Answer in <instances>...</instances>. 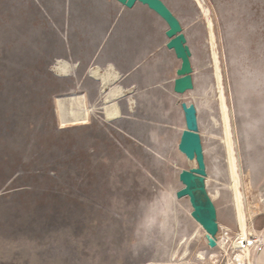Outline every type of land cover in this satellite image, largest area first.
<instances>
[{"label": "rangeland", "instance_id": "1", "mask_svg": "<svg viewBox=\"0 0 264 264\" xmlns=\"http://www.w3.org/2000/svg\"><path fill=\"white\" fill-rule=\"evenodd\" d=\"M162 1L190 50L193 83L175 98L179 122L169 137L137 123L135 102H145L153 82L138 87L122 56L137 17L147 44L141 67L156 56L153 36L164 51L167 26L154 12L102 0L106 19L89 36L65 15L52 19L50 0H0V264H238L227 125L253 212L246 223L260 232L250 264L264 249V0ZM59 60L69 77H54ZM91 70L114 71L116 85L130 87L117 100L118 118H104L111 86L100 90ZM71 94L83 95L86 115L58 113V98ZM181 102L196 108L218 248L207 247L187 199H174L187 167L177 150Z\"/></svg>", "mask_w": 264, "mask_h": 264}, {"label": "crops", "instance_id": "2", "mask_svg": "<svg viewBox=\"0 0 264 264\" xmlns=\"http://www.w3.org/2000/svg\"><path fill=\"white\" fill-rule=\"evenodd\" d=\"M50 3L52 19L58 20L59 17L61 19L62 15H65L67 19L71 20V23H74L79 28L88 30L87 33L89 36L91 35L93 27L96 28L99 23L104 22L106 19L105 15L108 11V8L103 5L102 0H50ZM157 18L161 20L158 16ZM56 28L57 27H55V29ZM127 36L128 42L125 44L122 56L128 66L134 67L133 72L135 75L133 79L137 82L138 87L148 81L153 82V85L148 87L147 93H145L147 94L145 102H135L136 107L134 113L138 117L137 123H139L140 126H146L148 131L156 129V132L161 137L172 136L175 134L176 125L179 122L176 121L179 115L177 106L174 103L178 95L173 92V81L176 78L175 71L179 67L180 62L176 59L173 51L166 48L167 38L164 34V51L158 48L159 43H157V39L153 36V42H151L148 49L151 47L150 49L155 50L156 56L149 66L143 63V67H141V61L144 60V56L147 52V44L145 45L144 43V37L140 36L138 17L136 21V30L127 31ZM167 53L171 54L174 60L168 59L166 56ZM107 65L113 64L110 62L107 63ZM53 70L55 71V78L60 79L70 76L68 74L69 70L67 63L62 60H59L58 63L54 65ZM141 71L144 72L143 77L140 75ZM147 73L148 77L146 76ZM90 74L93 79L99 81L100 90L111 86L104 97L106 104L103 108L104 118H107L106 115H110L112 119L118 118L120 108L117 104V100L125 96V91L130 92V87L120 88L117 86L118 74L111 70L105 73L91 70ZM146 77L148 79H146ZM58 100L59 104L57 109L59 114L72 113L75 115L79 112V115H86L88 112L84 107V97L81 94L65 95L59 97ZM183 129L180 130V134ZM255 233L257 236L260 235V232L254 230V234ZM253 263L264 264V249L253 260Z\"/></svg>", "mask_w": 264, "mask_h": 264}, {"label": "water", "instance_id": "3", "mask_svg": "<svg viewBox=\"0 0 264 264\" xmlns=\"http://www.w3.org/2000/svg\"><path fill=\"white\" fill-rule=\"evenodd\" d=\"M115 1L127 9H132L136 3L144 5L164 21L167 26L164 34L169 39L166 48L172 50L175 57L180 61V66L176 71L177 78L173 83V91L182 94L192 89L190 50L185 44L186 40L181 33L179 21L164 2L162 0ZM180 107L185 128L180 134L177 149L188 160H195L196 165L193 168L182 169L179 172L178 181L181 188L175 191L174 196L176 199L187 198L191 209L190 217L213 239L210 241V246L215 247L214 240L218 233L216 208L205 191L203 178L206 176V170L201 139L198 134L196 108L193 104L186 103H181ZM199 194L203 195L204 201H200Z\"/></svg>", "mask_w": 264, "mask_h": 264}, {"label": "bare ground", "instance_id": "4", "mask_svg": "<svg viewBox=\"0 0 264 264\" xmlns=\"http://www.w3.org/2000/svg\"><path fill=\"white\" fill-rule=\"evenodd\" d=\"M144 6V5H143ZM206 13V11H205ZM162 20V19H161ZM163 21V20H162ZM164 22V21H163ZM212 31V30H211ZM210 32V31H209ZM210 34V33H209ZM212 37V36H211ZM211 39V38H210ZM168 38H167V42H168ZM212 41V40H211ZM166 46V45H165ZM218 46V45H217ZM169 50V49H168ZM172 51V50H171ZM174 53V52H173ZM213 54V53H212ZM213 57V55H212ZM177 59V58H176ZM217 59V58H216ZM178 60V59H177ZM180 62V61H179ZM180 66V65H179ZM179 68V67H178ZM177 68V69H178ZM176 69V71H177ZM215 70V69H214ZM176 71H175V75H176ZM214 75V74H213ZM176 78H177V75H176ZM175 78V79H176ZM174 79V80H175ZM216 79L219 80V76L218 74H216ZM174 83V81H173ZM193 84V83H192ZM219 88V87H218ZM221 88V87H220ZM193 89V87H192ZM192 89L188 90V91H191ZM220 90V89H219ZM186 91V92H188ZM174 92V91H173ZM186 92L182 93V94H177V95H183L185 94ZM219 96V100H220V107L222 110V120L224 118V121H227L226 120V117H225V114H224V102H223V94L221 91L218 92V95ZM218 100V101H219ZM181 103H186V104H192L191 102H181ZM180 103V105H181ZM194 105V104H193ZM181 108V107H180ZM79 113V112H78ZM75 117V116H74ZM107 119L111 118L110 115H106ZM60 119V118H59ZM67 119V118H66ZM78 120V118L74 119V121ZM184 120V119H183ZM198 126V124H197ZM228 127V125H227ZM225 126V133H224V145H225V148H226V161H227V168H228V172H229V189L230 191L232 192V198H233V204H234V208H235V219H236V223L238 225V230H239V233L236 235L237 236V240L239 241V251L240 253L236 256V260L238 262V264H244L246 261L248 264H250V256H249V250H248V247L250 246H254V242H255V238H254V229L252 228L251 231H250V228L249 226L247 225L246 223V220L248 219H251L252 218V215H253V212L249 209V206H248V203L246 202V196H245V193L242 194V192H240L239 190V186L242 184V179L241 177H239L238 175V172L236 171V159L235 157L233 156L232 154V148H231V145L230 144V140H229V137H228V128ZM231 127V126H230ZM184 128H185V125H184ZM184 130V129H183ZM182 130V131H183ZM231 130V129H230ZM230 134V133H229ZM180 138V137H179ZM232 138V136H231ZM239 138V137H238ZM232 143V142H231ZM238 143H240V141H238ZM239 145V144H238ZM240 146V145H239ZM233 147V145H232ZM240 149V148H239ZM178 150V149H177ZM179 152V151H178ZM180 153V152H179ZM241 153V152H240ZM181 154V153H180ZM183 155V154H181ZM183 157L185 158V162L187 164V167L185 169H189V168H193L196 164H195V160H188L184 155ZM242 162V161H241ZM242 168V167H241ZM238 169V167H237ZM181 171V170H180ZM179 171V172H180ZM178 172V174H179ZM243 173V172H242ZM205 178L206 176L203 178L204 179V186H205ZM178 179V177H177ZM179 182V181H178ZM180 184V182H179ZM180 188H181V184H180ZM205 191L207 193V190H206V186H205ZM175 194V193H174ZM208 194V193H207ZM210 199L212 197V195L209 193L208 194ZM216 195H213V198L215 197ZM174 199L175 200H180V199H176L175 196H174ZM183 199V198H182ZM187 199V198H186ZM212 200V199H211ZM188 201V200H187ZM245 201V204L247 206V215H246V212H244V202ZM190 215V214H189ZM246 216L248 218H246ZM191 218V217H190ZM192 219V218H191ZM193 223L198 226L201 231L203 232L204 236V240L206 242V245L208 248L210 249H213V247L210 246V241L213 240L209 235H207L205 233V231L200 227V225L198 223H196L193 219H192ZM250 223V222H249ZM252 227V225H250ZM256 234V233H255ZM218 240V237H216V239L214 240L215 242V247L214 248H218L221 246V243L217 241ZM198 258L199 260H204L203 258V255L202 254H199L198 255Z\"/></svg>", "mask_w": 264, "mask_h": 264}]
</instances>
